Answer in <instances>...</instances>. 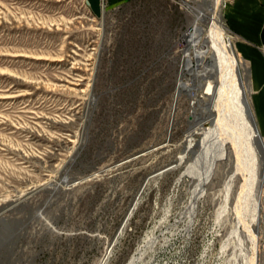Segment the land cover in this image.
<instances>
[{
    "label": "rangeland",
    "instance_id": "374dc122",
    "mask_svg": "<svg viewBox=\"0 0 264 264\" xmlns=\"http://www.w3.org/2000/svg\"><path fill=\"white\" fill-rule=\"evenodd\" d=\"M211 2L0 0V264H264V144L236 117L240 93L224 103L240 134L212 145L186 134L218 77L199 88L186 72L173 105Z\"/></svg>",
    "mask_w": 264,
    "mask_h": 264
},
{
    "label": "bare ground",
    "instance_id": "6f19581e",
    "mask_svg": "<svg viewBox=\"0 0 264 264\" xmlns=\"http://www.w3.org/2000/svg\"><path fill=\"white\" fill-rule=\"evenodd\" d=\"M222 1L223 0H212L209 8L211 24L208 29H205L199 22L205 17L202 15V12H200L197 17V20L195 21L193 30L187 32L184 36V40H188L187 43L190 42V46L185 47L183 51V58L180 65L181 68L176 91L174 93L173 105L176 104L178 98L181 96L182 80L186 72L192 77V80H194V82L198 85L199 88H202L200 86L201 78L203 80V77L207 75H216L219 79V82L216 87L208 85L206 86L207 88H202L205 97L198 98L195 94L191 98V117L193 120L191 122V128L186 134V138H193L194 135L200 132L202 133L203 138L204 136H206V138H209L208 142L210 141V144L212 145V138H216L217 136H219L220 132L222 131H224V135H221L219 139L221 137H235L237 134H234V129L238 130V128L233 127L232 130L231 125L235 123V119H229V115L231 116L232 111L230 113V111L228 110L229 108L227 109L226 107H224V103L228 102L229 97L231 98L232 96L231 94L234 95L233 98L236 100L235 102H237L239 92V98L241 103H237L236 108H238V113H236V117L243 125L244 133L249 136L250 139L254 138V140H257L255 141V144L256 142H258V144H264V138L258 129L256 116L251 105L252 91L243 92L239 89V86L241 85L240 83V85L238 84V76L240 72L236 62L237 59L235 61V59L233 58L234 55H237L240 59L239 61H242L243 59H241L240 55H238L235 46L231 47L232 49L228 48V44L226 42L228 27L226 28L223 24L222 14L220 11V5L222 4ZM190 54L193 55V59L188 60L187 57ZM243 82L244 79L241 83ZM207 123H209V126L206 125ZM205 129L207 130L204 135ZM238 131L240 134L241 130ZM199 143H201L202 145H206V141L203 139H201ZM255 146H257V144ZM257 150L260 151V149ZM169 168H171V166H168L158 172L156 171V173L150 175L142 184L139 195L137 196V200L139 199L140 194L146 189V186L150 183V181H152L156 176L160 175ZM66 183L68 184L69 180H66L65 184ZM137 200L133 204L134 207L137 203ZM107 258L108 253L105 259H103V261L101 262V264H107Z\"/></svg>",
    "mask_w": 264,
    "mask_h": 264
},
{
    "label": "crops",
    "instance_id": "0c3cea01",
    "mask_svg": "<svg viewBox=\"0 0 264 264\" xmlns=\"http://www.w3.org/2000/svg\"><path fill=\"white\" fill-rule=\"evenodd\" d=\"M235 47L249 69L251 105L264 137V0H231L225 12Z\"/></svg>",
    "mask_w": 264,
    "mask_h": 264
},
{
    "label": "water",
    "instance_id": "95a60500",
    "mask_svg": "<svg viewBox=\"0 0 264 264\" xmlns=\"http://www.w3.org/2000/svg\"><path fill=\"white\" fill-rule=\"evenodd\" d=\"M142 152H140V153H138V154H135V155H133V156H131V157H134V156H136V155H139V154H141Z\"/></svg>",
    "mask_w": 264,
    "mask_h": 264
}]
</instances>
